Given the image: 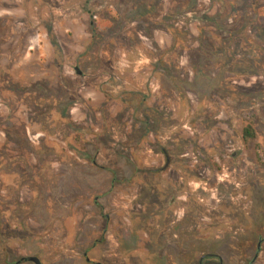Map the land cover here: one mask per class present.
Masks as SVG:
<instances>
[{
	"label": "rangeland",
	"instance_id": "1",
	"mask_svg": "<svg viewBox=\"0 0 264 264\" xmlns=\"http://www.w3.org/2000/svg\"><path fill=\"white\" fill-rule=\"evenodd\" d=\"M260 239L264 0H0V264H264Z\"/></svg>",
	"mask_w": 264,
	"mask_h": 264
},
{
	"label": "trees",
	"instance_id": "2",
	"mask_svg": "<svg viewBox=\"0 0 264 264\" xmlns=\"http://www.w3.org/2000/svg\"><path fill=\"white\" fill-rule=\"evenodd\" d=\"M242 117L245 120V125L242 130V137L244 140H255L257 133L254 126L255 115L252 112L246 111L242 113ZM256 149H260V145L256 144Z\"/></svg>",
	"mask_w": 264,
	"mask_h": 264
},
{
	"label": "water",
	"instance_id": "3",
	"mask_svg": "<svg viewBox=\"0 0 264 264\" xmlns=\"http://www.w3.org/2000/svg\"><path fill=\"white\" fill-rule=\"evenodd\" d=\"M23 260L32 261V262H34L35 264H42L40 258L37 257V256L23 257V258H21L20 260H18V261L16 262V264H20ZM88 260H90V259L88 258Z\"/></svg>",
	"mask_w": 264,
	"mask_h": 264
},
{
	"label": "flooded vegetation",
	"instance_id": "4",
	"mask_svg": "<svg viewBox=\"0 0 264 264\" xmlns=\"http://www.w3.org/2000/svg\"><path fill=\"white\" fill-rule=\"evenodd\" d=\"M264 239H260L259 241H258V244H257V248L258 249H260L261 248V245H262V241H263ZM257 254L255 255V257H254V259H256L257 258ZM88 260V259H87ZM25 261H28V260H23L20 264H22L23 262H25ZM88 261H90V260H88ZM29 262H32V261H29ZM32 263H34V262H32ZM16 264V263H15ZM35 264V263H34ZM98 264H100V263H98ZM200 264H202V260L200 261ZM250 264H253V260L251 261V263Z\"/></svg>",
	"mask_w": 264,
	"mask_h": 264
}]
</instances>
